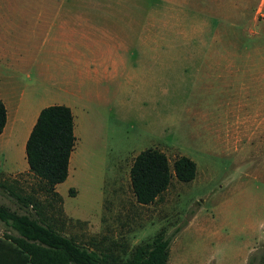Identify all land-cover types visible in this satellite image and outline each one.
<instances>
[{
  "label": "rangeland",
  "instance_id": "1",
  "mask_svg": "<svg viewBox=\"0 0 264 264\" xmlns=\"http://www.w3.org/2000/svg\"><path fill=\"white\" fill-rule=\"evenodd\" d=\"M62 1L117 5L91 13L95 25L115 31L120 67L83 80L71 61L44 58L43 67L51 62L63 74L53 85L29 81L35 69L19 75L27 90L49 93L42 104L72 107L77 140L60 196L41 189L20 145L0 149L7 186L0 204L116 262L161 233L171 239L167 264H264V0H0V7ZM13 12L7 32L29 33L32 11ZM105 41L92 48L108 58ZM148 148L171 165L190 157L197 175L190 182L174 175L154 203L141 204L130 169ZM10 188L34 195L42 213L20 208Z\"/></svg>",
  "mask_w": 264,
  "mask_h": 264
},
{
  "label": "trees",
  "instance_id": "2",
  "mask_svg": "<svg viewBox=\"0 0 264 264\" xmlns=\"http://www.w3.org/2000/svg\"><path fill=\"white\" fill-rule=\"evenodd\" d=\"M6 122L7 109L0 98V135ZM76 140L74 114L69 106L54 104L40 111L25 151L29 171L43 182L41 189L60 196L56 186L69 176ZM174 175L179 181H192L197 175L196 162L183 155L171 165L167 155L157 148L141 151L130 169L137 201L154 203L168 189ZM0 187L6 188V183L0 181ZM9 191L20 208L32 206L37 214L42 213L34 195H22L13 188ZM0 221L4 224L0 264H167L169 259L171 239L161 233L152 244L138 246L130 258L116 262L111 255L78 243L29 212L20 213L0 204Z\"/></svg>",
  "mask_w": 264,
  "mask_h": 264
},
{
  "label": "crops",
  "instance_id": "3",
  "mask_svg": "<svg viewBox=\"0 0 264 264\" xmlns=\"http://www.w3.org/2000/svg\"><path fill=\"white\" fill-rule=\"evenodd\" d=\"M114 6L117 5L62 1L0 7V98L7 109L6 126L0 135L2 151H10L18 145L25 150L40 111L52 105L40 102L49 97V93L38 95L40 88L35 85L29 90L21 85L19 75L23 71L35 69L36 72H26L29 81L34 80V75L35 80L50 86L63 74L54 73L51 62L43 67L44 58L65 59L64 65L71 61L79 68L78 75H82L83 80L98 79L104 74L113 76L118 72L120 64L112 52L115 31L95 25L91 13L92 10ZM18 10L20 14L31 10L30 15L35 16V19L29 24L24 21L28 24L29 33L12 35L7 32V28L10 22L15 21L12 16L17 12L13 11ZM78 27L81 32L78 31L79 40H75ZM103 39H106V43L108 40L111 42L108 58L104 52L92 48L102 43ZM78 44H83L84 49L78 48ZM64 105L72 109L69 104ZM72 112L74 114L73 109Z\"/></svg>",
  "mask_w": 264,
  "mask_h": 264
}]
</instances>
